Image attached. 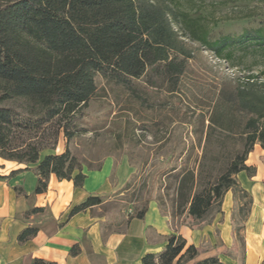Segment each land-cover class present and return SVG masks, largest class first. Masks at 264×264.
Masks as SVG:
<instances>
[{
  "label": "trees",
  "instance_id": "trees-1",
  "mask_svg": "<svg viewBox=\"0 0 264 264\" xmlns=\"http://www.w3.org/2000/svg\"><path fill=\"white\" fill-rule=\"evenodd\" d=\"M186 37L197 47L190 46ZM249 42L264 47V26L213 39L204 17L179 9L175 0H0V157L34 165L26 169L40 178L36 193L46 191L52 174L83 187L84 166L69 147L62 154L44 158L41 154L55 151L61 135L70 142L85 132L79 113L95 97L97 77L129 86L157 65H163L164 75L178 77L197 51L220 57L232 46ZM226 55L231 58L232 53ZM229 95L247 116L246 147L207 198L193 196L188 210L193 220L202 219L228 190L235 195L241 191L235 175L242 171L254 175L256 170L245 161L255 144L264 148V71L238 81ZM16 99L26 104L25 112L1 105ZM102 203L101 196L91 195L68 217ZM148 205L132 218H144ZM35 233L28 228L19 240ZM167 241L160 254L145 256L144 263L185 264L201 254L182 236L171 235ZM71 254L77 252L73 249ZM218 262L210 258L194 264Z\"/></svg>",
  "mask_w": 264,
  "mask_h": 264
},
{
  "label": "rangeland",
  "instance_id": "rangeland-1",
  "mask_svg": "<svg viewBox=\"0 0 264 264\" xmlns=\"http://www.w3.org/2000/svg\"><path fill=\"white\" fill-rule=\"evenodd\" d=\"M175 2L179 9L203 16L213 39L236 37L264 26V0ZM180 61L181 57L176 60ZM262 71L264 47L249 42L232 46L220 57L197 51L178 77L164 75L163 65L149 67L129 86L97 77V93L79 113L85 132L70 142L61 135L57 149L44 151L41 158L62 154L69 147L89 173L112 159L109 181L113 190L101 196L102 213L134 215L147 202L156 201L173 221H186L193 196L207 198L242 155L247 116L238 111L229 94L238 81ZM1 105L27 110L18 99ZM125 162L131 177L120 184L119 168ZM222 202L223 197L202 220L212 221Z\"/></svg>",
  "mask_w": 264,
  "mask_h": 264
},
{
  "label": "crops",
  "instance_id": "crops-1",
  "mask_svg": "<svg viewBox=\"0 0 264 264\" xmlns=\"http://www.w3.org/2000/svg\"><path fill=\"white\" fill-rule=\"evenodd\" d=\"M245 164L256 173L235 175L241 191L235 195L228 190L213 220L196 223L191 217L173 221L156 201H149L142 219L104 214L100 208L104 202L69 218L89 196L113 190L112 159L100 170L84 171L83 187L52 174L46 191L36 193L40 178L26 169L34 165L0 157V264H145L144 257L160 254L171 235L201 249L197 259L185 264L210 258H217V264H264V148L260 144H255ZM119 175L120 184L131 177L126 162ZM28 228L36 233L21 242L19 236ZM73 249L76 255L71 254Z\"/></svg>",
  "mask_w": 264,
  "mask_h": 264
}]
</instances>
